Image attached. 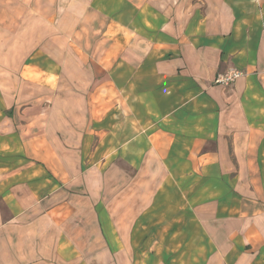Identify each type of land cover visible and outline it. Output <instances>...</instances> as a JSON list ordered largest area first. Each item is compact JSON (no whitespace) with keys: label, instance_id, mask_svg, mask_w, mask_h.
Wrapping results in <instances>:
<instances>
[{"label":"crops","instance_id":"0c3cea01","mask_svg":"<svg viewBox=\"0 0 264 264\" xmlns=\"http://www.w3.org/2000/svg\"><path fill=\"white\" fill-rule=\"evenodd\" d=\"M0 264H264V0H0Z\"/></svg>","mask_w":264,"mask_h":264},{"label":"built area","instance_id":"2783aa9c","mask_svg":"<svg viewBox=\"0 0 264 264\" xmlns=\"http://www.w3.org/2000/svg\"><path fill=\"white\" fill-rule=\"evenodd\" d=\"M243 75L244 73L242 71L231 69L226 73L219 74L215 79V83L224 87H230L243 77Z\"/></svg>","mask_w":264,"mask_h":264},{"label":"rangeland","instance_id":"374dc122","mask_svg":"<svg viewBox=\"0 0 264 264\" xmlns=\"http://www.w3.org/2000/svg\"><path fill=\"white\" fill-rule=\"evenodd\" d=\"M41 82L39 81V84ZM24 92H26V90H23ZM54 91L55 93H57V90H51V92ZM27 92H32L33 95H36V96H41V92L42 90L41 89H34V90H28ZM102 109H105V106H101ZM9 157V156H8Z\"/></svg>","mask_w":264,"mask_h":264}]
</instances>
